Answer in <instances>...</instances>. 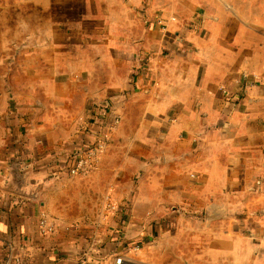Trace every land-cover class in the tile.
I'll list each match as a JSON object with an SVG mask.
<instances>
[{"label": "crops", "instance_id": "crops-1", "mask_svg": "<svg viewBox=\"0 0 264 264\" xmlns=\"http://www.w3.org/2000/svg\"><path fill=\"white\" fill-rule=\"evenodd\" d=\"M0 23V263L264 264V0H0Z\"/></svg>", "mask_w": 264, "mask_h": 264}, {"label": "built area", "instance_id": "built-area-1", "mask_svg": "<svg viewBox=\"0 0 264 264\" xmlns=\"http://www.w3.org/2000/svg\"><path fill=\"white\" fill-rule=\"evenodd\" d=\"M160 26L163 23H159ZM107 116L105 112L100 113L99 117H96L92 120L93 124L95 121H98L97 131L93 133V140L90 143H85L80 147L79 150H72L71 152H66V163L64 169L66 170L69 176L76 175H86L90 173V171L94 168L98 157L107 141L106 133L107 131L114 128V126L118 123L117 118H113L110 122H105L107 120ZM68 146L57 148L56 155L62 156V153H59L66 149ZM62 172V171H61ZM41 225L43 228H46V222L44 220L41 221ZM44 233L45 230H42ZM6 264V263H0ZM11 264H22L20 258H16ZM76 264H91L89 260L85 257L81 258L77 261Z\"/></svg>", "mask_w": 264, "mask_h": 264}, {"label": "water", "instance_id": "water-1", "mask_svg": "<svg viewBox=\"0 0 264 264\" xmlns=\"http://www.w3.org/2000/svg\"><path fill=\"white\" fill-rule=\"evenodd\" d=\"M38 185H32L31 188H27L26 186H22L20 184H11V190L15 191L18 194H23L26 195L30 198L35 199V191L37 189ZM225 213L224 209L221 208H215V207H210L207 210V215L206 218L207 220H211V219H217V218H221L222 215ZM224 216V215H223Z\"/></svg>", "mask_w": 264, "mask_h": 264}, {"label": "rangeland", "instance_id": "rangeland-1", "mask_svg": "<svg viewBox=\"0 0 264 264\" xmlns=\"http://www.w3.org/2000/svg\"><path fill=\"white\" fill-rule=\"evenodd\" d=\"M3 23H0V30L3 27ZM4 75L7 78V70L5 65H0V80L4 78ZM6 92V86L0 81V96Z\"/></svg>", "mask_w": 264, "mask_h": 264}]
</instances>
